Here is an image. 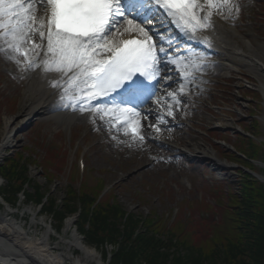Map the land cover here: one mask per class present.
<instances>
[{"label":"snow or ice","instance_id":"snow-or-ice-1","mask_svg":"<svg viewBox=\"0 0 264 264\" xmlns=\"http://www.w3.org/2000/svg\"><path fill=\"white\" fill-rule=\"evenodd\" d=\"M239 10L234 0H0V54L22 72L55 74L50 86L61 110L99 119L142 147L154 139L145 127L162 133L205 67L207 55L181 50L176 33L210 48L202 34L214 28V16ZM162 83L175 90L157 96ZM153 96L156 122L145 125L142 106Z\"/></svg>","mask_w":264,"mask_h":264},{"label":"rangeland","instance_id":"rangeland-1","mask_svg":"<svg viewBox=\"0 0 264 264\" xmlns=\"http://www.w3.org/2000/svg\"><path fill=\"white\" fill-rule=\"evenodd\" d=\"M238 3L242 7L243 19L237 23V27H234L238 35L235 46L240 43L249 44L253 51L261 56L264 54V43L261 39L264 37V26L262 25L264 20L261 21L264 17V1L238 0ZM245 10L249 13H245ZM237 14L229 17L230 20L234 19ZM260 14L261 18L258 17ZM243 72L245 74L242 75V79H237L231 91L228 83L219 78L212 80L207 90L209 96L206 107L193 106L190 108V112L195 114V119L187 122L186 128L180 133L182 137L196 138L201 143L205 138H209L207 147L213 154H216L211 147L213 144L222 146L221 149L224 152L234 151L235 148L243 149L242 136L239 138L238 135L244 133V128L247 130L251 128L248 122L252 113L259 117L261 132L264 134V93L261 92L260 86L249 82L251 78L256 77L257 73L248 72L246 69H243ZM11 76L5 74L0 65V139H2L5 124L10 121L12 123L10 125H13L20 116L18 101L19 94L22 92L15 91V83L11 87H6L12 79ZM251 89L261 92V103L256 101L259 99L258 95L248 94ZM220 106L223 107L220 108ZM224 111H230L235 116L233 121L231 119L227 121L228 124H233L231 128L220 127L225 123L224 119L215 118L217 114H223ZM202 118L204 121L201 120ZM25 126L23 128L21 125H16L11 129L13 146L0 163V169L7 168L14 161L19 162L20 168L26 166L27 175L34 178L33 185H39L51 203L57 204L60 208L66 202L67 205L75 209L80 208L84 212L82 201L79 203L80 200L71 198L70 193H75L78 198L84 194H93L91 189L87 190V187L84 188L85 186H81L70 176V173L78 175L79 155L87 153L85 162L90 171L87 169L86 173L81 175L85 182L93 185L98 180H103L104 186L109 189L108 192L113 197L107 199V203L117 201L125 211L135 213L134 216L140 221V225L146 219L158 218L161 221L158 228L159 236H169L170 233L179 241L185 242V245L178 248L173 247L169 251L170 255L174 253L173 255L186 256L192 249L198 251L191 253H210L211 236L223 233L220 226L233 219L231 210L226 211V209L229 205L228 197L238 192L240 176L237 174V165L230 163L228 169L218 171L209 161H190L184 156L170 154L171 161L162 159L160 162L150 164L147 161L140 163L138 159H134L135 165L129 170H122L124 165L132 164V155L128 148L123 149L119 154L117 151L110 152L105 146L102 153H97L91 150L93 143H87L82 145L77 154L78 143L75 138L78 135L80 142V138L85 136V131L83 132L81 127H77L74 131L64 130L63 133L57 135L59 129L56 126H52L49 130L43 128L41 118ZM218 131L228 134V143L217 142L213 136H210L211 133ZM262 137L261 141L264 142V136ZM160 151L164 152L163 148H160ZM219 160L227 162L222 158ZM258 167L264 168V165H258ZM229 184L233 185L230 190ZM72 189L74 191H71ZM29 191L32 194L33 189L30 188ZM23 199V195H20V200L17 202L16 209H19L17 223L22 225L20 216L27 212L30 222L26 227V232H30V236L42 237L45 233L52 231L49 227L53 225V227H58L60 235L59 238L55 237L56 239L52 240V247L55 248L63 241L61 245L63 249L71 252L66 241H69L72 235L77 234L80 241L97 250L100 257L103 254L105 260L111 259V255L106 253H111L112 246L101 247L102 245L90 244L83 235L78 233L75 223H78L80 219V209L79 212L68 215V218L73 220V224L67 228L65 226L67 218L62 223H59L51 214H44L35 219L34 215L41 207H33L31 204L23 206ZM58 210L60 211L59 208ZM6 211V208H0L1 214L6 215ZM36 223H39L41 227L37 231L35 227L31 230V225ZM58 252L60 251H56Z\"/></svg>","mask_w":264,"mask_h":264},{"label":"bare ground","instance_id":"bare-ground-1","mask_svg":"<svg viewBox=\"0 0 264 264\" xmlns=\"http://www.w3.org/2000/svg\"><path fill=\"white\" fill-rule=\"evenodd\" d=\"M212 30L202 34L210 37L212 41V46L210 48L203 43H196L185 37L186 41L191 42V44H194L195 46H199L198 48H203L206 51L212 49L217 52L220 62L216 63L214 68L208 74L220 77L231 76L232 78L233 76H239V72L242 69H246L248 72H256V77L252 80L261 85L264 91V66H261V64L264 65V54L261 56L257 55L249 44H238L235 46V39L237 37L236 31L229 25V21L222 16H214V28ZM234 49L237 51L241 50L242 53L253 57L249 58L245 57L243 54H236L233 52ZM236 56L240 59L235 58ZM0 57L4 64H9L14 68L16 67V64L8 60L3 54H0ZM242 57L249 60L250 63L242 60ZM16 69L19 70L18 67ZM17 70L16 76L19 84H23V79L28 80V83L23 85V91L19 94L18 109L20 111V116L15 120L13 125H10V121L7 122L3 129V136L0 141V163L5 158L8 149L13 146V136L11 132L13 126L21 125L24 127L27 123L38 121L40 118L42 120V127L47 130L52 126L66 129H73L78 126L83 127L86 135L84 138L80 139V147L83 144L93 143L91 150L96 151L97 153H102L106 146L110 152L117 151L121 154V151L118 148L121 149L125 143H118H120L121 140L124 141V139L131 142L122 136H120V139H113V135L108 132L105 124L99 119H97L96 124H93L89 119V115H68V113L59 109L58 105L55 104V102L58 101V90L53 89L50 86V80L55 74H48L45 76L38 70L35 72H22ZM7 71L11 72L10 68H8ZM209 71L210 68H207L206 72ZM11 73L14 74V72ZM169 74L173 75L175 79L174 73L169 72ZM203 78L204 80L199 82V85L193 83L189 86L190 94L188 93L181 97L184 106H191V99L196 102H201V104L207 101V93L204 91V87L208 77L203 75ZM7 86L10 87V85ZM175 87L176 85L174 83L170 87L167 85V89L162 92L160 97L165 95V91L175 90ZM230 87H232V85H230ZM17 89L18 88L16 87L15 90L17 91ZM184 110L185 108L182 104L177 106L175 119L172 117H166L167 124L161 126L164 130L160 134H154L145 127V134L149 137H154V139H149L152 140L155 145L144 144L142 147L138 146L137 143H134L135 145H129L130 154L132 155V164L124 165L122 170H129L135 165L134 159H138L140 163L147 161L150 164H154L157 162V158L164 157V155H170L169 153L178 154V156L181 154L192 161H200L203 157L207 156V159H209L208 161H210L218 170L229 168L226 164L221 163L218 160L222 157H229V155L222 151L219 152V147L213 146V148L217 150L216 155H214L207 147V145H209V139L202 140L201 143L199 140L193 139L192 137H186L177 140L178 143H173V141H175V132L183 130V127L185 126V120L182 115L185 116V119L187 116L183 113ZM142 111L147 117L150 116L148 121H144L145 125H147L148 122L153 124L156 122L155 116L158 112L157 108H154L153 111L150 112H147L146 110ZM149 113H151V115H149ZM190 118H194L193 113L190 114ZM228 119L233 121L235 118L233 115H228L225 120L228 121ZM232 125L223 123L220 127L231 128ZM169 128L171 131L167 130ZM60 132L61 131H58L57 134ZM216 134L220 138L228 136V134L223 131L217 132ZM114 145H117V147ZM157 146L166 150L164 155L159 152L156 148ZM144 147L145 149L143 150ZM72 224L73 220L69 218L65 221V226L67 228H70ZM30 235L31 233H27L26 229L21 225H18L10 217V214L7 213L4 215L0 213V264H103V262L100 261V255L97 250L85 245L80 241L77 234L72 235L71 239L66 241L69 247H76L79 251L77 256L75 254L73 255L72 251L69 252L63 249L61 246L63 241H61L55 248L52 247V244L48 239V233H45L42 237H32ZM55 249L60 252L56 253Z\"/></svg>","mask_w":264,"mask_h":264},{"label":"trees","instance_id":"trees-1","mask_svg":"<svg viewBox=\"0 0 264 264\" xmlns=\"http://www.w3.org/2000/svg\"><path fill=\"white\" fill-rule=\"evenodd\" d=\"M11 163V162H10ZM20 164L17 161L8 165L7 169L3 168V172L8 179L10 175L20 168ZM27 168L23 166L22 175L19 180H23L22 185H26L27 178L25 177ZM39 189V186H36ZM253 187L247 188V192L243 196V203L240 210L239 220L233 221L234 233H225L219 236L218 239H214L211 242L210 253L205 254L192 249L189 254L184 257L180 255H170L169 251L173 247L174 239L172 238L166 243L156 233H153L149 228H145V232L141 233L139 237L133 239L134 231L139 227L140 221L135 216L128 215L126 217L119 208L113 205L105 204L100 207V204L91 209L95 198L76 197L75 193H70L71 198L80 200L79 203H83V209H75L67 205L66 202L60 211L57 209L55 203H51L49 206L43 203L46 195H34L25 193V197L29 202H36L37 204H43L44 210L53 215L59 223H62L69 214L79 212V218L82 223H89L91 228L89 230L84 229L83 224L78 227L79 231L85 237L90 244H98L104 247L108 244H115L118 250L112 253V260L116 263L122 264H264V191H259L257 195L251 193ZM72 191V190H71ZM23 192L22 186H8L3 190V194L10 202L16 203L19 200V194ZM242 200L238 199V203ZM91 206V207H90ZM64 211V213L62 212ZM238 214L235 212L233 218ZM116 220V221H115ZM125 221L124 233L127 228V232L124 235L120 230V226L117 222ZM231 228V226H229ZM230 230V229H229ZM120 237L125 238L122 242H119ZM169 244V245H168ZM178 246L185 245V242L179 241Z\"/></svg>","mask_w":264,"mask_h":264}]
</instances>
